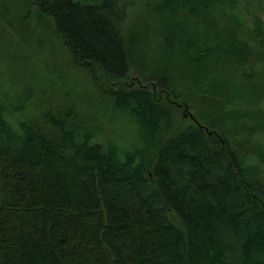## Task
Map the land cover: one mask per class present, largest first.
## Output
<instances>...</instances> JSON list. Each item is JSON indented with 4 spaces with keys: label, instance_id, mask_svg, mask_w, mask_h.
<instances>
[{
    "label": "trees",
    "instance_id": "16d2710c",
    "mask_svg": "<svg viewBox=\"0 0 264 264\" xmlns=\"http://www.w3.org/2000/svg\"><path fill=\"white\" fill-rule=\"evenodd\" d=\"M29 1L133 132L0 70V264H264V0Z\"/></svg>",
    "mask_w": 264,
    "mask_h": 264
},
{
    "label": "rangeland",
    "instance_id": "374dc122",
    "mask_svg": "<svg viewBox=\"0 0 264 264\" xmlns=\"http://www.w3.org/2000/svg\"><path fill=\"white\" fill-rule=\"evenodd\" d=\"M149 1L127 0L129 19L135 32L143 25L141 22L146 16ZM52 24L51 17L29 0H0V70L5 89L8 88L12 94H20L28 89L32 97L39 98L49 91L53 82L52 91L55 96L59 95V102L65 100L64 107L67 103L75 105L79 116L81 110V113L87 114L85 121L91 119L93 127L98 125L100 141L105 142L108 137L121 133V137L130 143L132 140L126 136L132 135V126L112 109L110 102L99 99L93 93L91 86L85 83L83 71L78 69L73 72L71 67L74 65L65 62L64 47L54 35ZM58 67L62 68L58 74V70H51ZM41 107H36V110ZM34 113L27 106L19 118ZM116 138L119 140L120 137Z\"/></svg>",
    "mask_w": 264,
    "mask_h": 264
}]
</instances>
